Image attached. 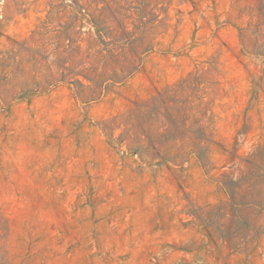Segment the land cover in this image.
I'll use <instances>...</instances> for the list:
<instances>
[{
    "label": "rangeland",
    "instance_id": "1",
    "mask_svg": "<svg viewBox=\"0 0 264 264\" xmlns=\"http://www.w3.org/2000/svg\"><path fill=\"white\" fill-rule=\"evenodd\" d=\"M0 264H264V0H0Z\"/></svg>",
    "mask_w": 264,
    "mask_h": 264
}]
</instances>
